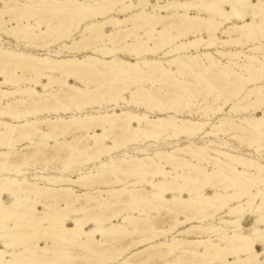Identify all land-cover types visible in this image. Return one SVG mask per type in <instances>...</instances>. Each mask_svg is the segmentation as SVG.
Segmentation results:
<instances>
[{
  "label": "bare ground",
  "instance_id": "bare-ground-1",
  "mask_svg": "<svg viewBox=\"0 0 264 264\" xmlns=\"http://www.w3.org/2000/svg\"><path fill=\"white\" fill-rule=\"evenodd\" d=\"M127 1L132 0H103L102 2L92 0L91 3L81 0H32L40 10L52 14L64 13L68 15L67 18L74 17L76 13L88 18L87 15L92 14L96 18L99 15L110 13V6L118 3L123 4V10H127L131 8V5L126 3ZM226 6H230L231 10L226 9ZM152 8L157 15H151L142 10L130 19L136 28L143 27L151 30L147 33L146 39L136 36L135 41L131 43L125 41L122 47H117V40L124 30L108 33L105 28L121 26L127 19L110 18L104 22L87 26L80 41L60 48L67 52L82 48L83 51L99 53L102 57L50 59L0 49V86L8 84L17 86L27 81L28 83L34 82L36 87L42 86L44 89L55 82L62 84L65 88L59 96L46 94L45 97H42L34 87L15 91L0 89V119L21 120L15 125L0 120V171L8 169L9 174L13 175L0 179V264H65L75 260L77 262L78 258L68 253L69 248H78V251L80 249L85 254L98 256L102 264L116 262L133 245L125 250L122 248L123 250L115 256L107 255L102 248L113 246L114 242L111 240L118 242L127 235L133 234L122 224H129L135 230L144 220L141 217L148 216L152 210L163 208L177 216L180 213L192 211L190 213L194 215H186L183 221L177 220L172 231H178L177 236L186 235V237L195 231L201 239L195 241L174 239L173 242L161 241L163 243L150 245V248L156 250L157 255H174L176 252H182L184 256L187 254L193 257L195 264L209 262L213 264H264V259H261L264 250L258 251L257 249L258 247L264 248V164L224 151L223 146L211 141L209 144L214 147L212 149L196 147L191 143L185 148L171 152L157 151L153 156L144 158L134 157L129 160L112 158L110 162L102 161L104 157H110L115 151L127 149L130 144H138L142 140H159L163 136L169 139L196 137L199 133H203L205 127L209 125L208 122L198 123L173 116L150 119L146 113L142 116L129 110L101 115L92 113L72 115L68 119L59 116L60 112L72 114L73 111L82 112L85 108L93 109L95 104L93 98L98 96L101 90L103 92V89H106L105 94H107V90L115 89L114 84H119V82L125 86L119 89L116 87L113 90L117 92V95L110 100L111 102L119 106L120 101L127 107L136 104L138 107L145 108L144 110L154 109L158 110L160 115L166 114L168 109L162 102V96L150 88L141 86L140 83L155 77L170 78L172 70L166 68L161 61L141 60L145 52L158 53L168 48L163 51V57L170 58L166 62L167 65L176 67L177 72L182 76L192 74L196 80H203L210 85L208 76L214 75V69H217L215 74L218 75L224 72L211 54L186 55L188 50H197L202 46L212 47L218 41L215 37L217 32L229 36L235 32H243V38H240V43L238 42L240 45H246L251 38H264V0H255L254 3L251 0H173L163 1ZM191 10L207 13L209 17L192 16L189 14ZM11 11L5 3V7L0 8V18L2 14ZM247 17H250V23L245 22ZM177 18H181L179 24L174 21ZM23 20L19 19L17 26L10 28L7 32L21 37H38L50 29L38 35L35 33L36 28L30 24L23 25ZM231 20L244 23L232 24L220 29ZM71 21L73 22V19ZM40 22L41 20L37 22V25ZM157 26H162V30H158ZM179 28H183L179 31L180 36L194 29L198 33L205 31L211 39L197 38L189 42L175 43L176 39L168 37L170 35L168 33ZM230 40L233 42L232 37ZM230 40L221 41V46L231 44ZM151 42H154L153 47H151ZM259 49L263 51L264 45ZM121 50H127L136 62L117 58L116 54ZM218 54L224 53L218 51ZM229 54L236 57L240 53L230 52ZM108 56L113 60L107 61ZM202 56L207 57V64L199 61ZM261 66L264 68L262 61ZM10 68L14 71L8 72ZM27 70H31L36 78L27 79L24 75H16L17 72ZM47 71L58 72L67 80L56 81L48 77V83L41 84L36 79ZM248 72L250 75L246 81L250 84L264 77V72H262V77H255L251 74L253 73L251 67ZM87 77L102 78L108 82L105 86L93 90L89 87L91 83H87L84 89L67 82L75 79L81 83ZM1 78L4 80L2 81ZM179 84H183L185 94L190 95L192 85L179 81L174 83L175 86ZM126 91L130 92L132 100L123 96ZM16 95L21 97L16 98ZM181 96L177 95L174 99L178 100ZM221 97L223 96L219 95V98ZM251 97L255 100L245 106L242 105V102L249 101ZM7 98L11 100L4 102ZM261 98L260 90L253 89L245 98L234 102L231 111L242 113L256 109ZM231 101L229 97L226 98V102ZM45 111L53 113L56 117L35 118ZM218 111L220 112L221 109ZM239 120H241L240 124H236L234 120L223 119L219 124L213 125L211 131L204 132L203 137L218 135L215 134L218 130L224 133L234 132L233 138L236 140L241 139L238 134L244 132H255L263 136L262 140L264 139V115L261 118ZM69 136L74 139L68 141L66 137ZM58 138H63L64 142H58ZM53 140H55L54 145L51 143ZM107 141L112 143L106 144ZM18 146H24V148L18 149ZM262 147L264 145H259L258 150L261 151ZM139 152L142 153L143 150ZM49 153H52L50 154L52 156L64 157V170H60L62 173L77 158H86L87 163L100 162V164L96 166V171H91V169L90 172L83 173V170H80L77 179L62 175L41 174H35L31 180L23 177L26 174L24 171L38 164L41 158H45V164L50 163ZM179 153L199 158L200 162L204 161V163L213 165L214 168L210 171L206 168L195 167L190 161L179 158ZM167 165L171 166L172 170L166 169ZM239 167H250L255 173L243 171ZM174 172L177 173L173 175ZM124 176L142 177L138 183H146L152 190L142 194L141 191L146 192L144 188L138 191L134 186L127 187L122 178ZM179 179L183 180V184L178 182ZM112 184L123 187L99 189L98 192L101 194L99 197L90 196L88 193H77L73 187H70L75 185L89 189L96 186L99 188L106 185L112 186ZM207 187H211L214 193L207 194ZM170 195L172 198L168 197ZM5 196L12 199L7 202ZM40 207H44V211H40ZM130 209L138 210L140 216H132L129 213ZM209 209L213 210L210 214L206 213ZM127 212L129 214H124ZM219 215H222L220 224L231 227L230 232L218 225H204V222L213 220ZM249 217L253 218L251 224L248 222ZM119 219H122V223L116 224L115 221ZM145 220L149 222V227L145 225V230L150 231L149 233L153 232V236L143 238L136 244L134 243V246L154 242L161 235L150 220L146 218ZM69 221L72 222V226ZM195 222L198 224L180 231L185 224ZM211 234H216L218 238L213 240L210 237ZM97 237H101V240ZM34 240L36 242H33ZM41 242H45V245H40ZM163 247L166 250H163ZM144 252L145 250L134 253L117 264H132L130 259L140 258ZM147 252H149L148 249ZM152 258L153 255H150L147 260L138 264H151ZM232 258L234 261H231ZM182 261L183 257L179 256L174 261L165 264H181Z\"/></svg>",
  "mask_w": 264,
  "mask_h": 264
},
{
  "label": "rangeland",
  "instance_id": "rangeland-1",
  "mask_svg": "<svg viewBox=\"0 0 264 264\" xmlns=\"http://www.w3.org/2000/svg\"><path fill=\"white\" fill-rule=\"evenodd\" d=\"M54 1H57V0H54ZM81 1L86 2V3H91L92 0H81ZM97 1L102 2L103 0H97ZM163 1L168 2V1H173V0H132V1L126 2L127 4L131 5L130 6L131 8L127 9V10H125V9L123 10V4L118 3V4L111 5L110 6L111 8L108 7V8H110V11H109L110 13L99 15V17H96V18L93 17L92 14L87 15V16H89V18H88L85 15L80 14V13H76L74 16L75 18L73 16H69L70 18L69 17L67 18L68 15H66L62 12L61 13L63 15L59 14L60 12H56V13L52 14L51 12H44L43 10H40V8H37L36 5L34 4L35 2H32V0H0V8H4L5 3H7L9 10H12L11 12L2 14V16L0 18V20H1V22H0V49L14 51L16 53H24V54L34 55V56H38V57L50 58V59H69V58H73V57L84 59V58H87L89 56L102 57V55L99 53L94 54L93 51H83L82 48L80 50L76 49V50H74V52H67L64 49L60 50V48L64 45H71L75 41H80L79 39H82L83 31L85 30V28L87 26H89L93 23L104 22L110 18L127 19L124 23L121 24V26H115L116 28L112 27V26H107L105 28V31L108 33H112V32L117 33V31H119L120 29L124 30V32L121 34V36L117 40V45H116L117 47H122L125 44V41H127L129 43H131L132 41H135L136 36H139V38H141V39H143V38L146 39L147 33H149L151 30L148 28H143V27H138V26L137 27L139 29L136 28L134 25V22L130 19L132 16L138 14L142 10L146 11L148 14L157 15V12L154 11L152 7L154 5H158V3H162ZM189 1H192V0H189ZM251 1L253 3L255 2V0H251ZM225 8L228 10H231L230 6H226ZM107 10H109V9H107ZM58 14L60 16H58ZM189 14L192 16L196 15V16L209 17V14L201 12V11L199 12L197 10H191L189 12ZM71 17H73L72 18L73 22L71 21L72 20ZM19 19H24L22 22L23 25L30 24V25L34 26L36 28L35 33L38 35L41 32H45L49 28L50 29L46 33H44L42 36H38V37H34V36L21 37V36H17L14 34H9L7 31L12 27L17 26V21H19ZM66 19H68V20H66ZM249 19H250V17H247L245 19V22L250 23L251 19L250 20ZM39 20H41V22L39 25H37V22ZM177 20H174V21L176 24H179L181 18L180 19L177 18ZM243 23L244 22H241L239 20L238 21L237 20H231V21L225 23L220 29H224L228 25H232V24L241 25ZM134 27L136 29H134ZM157 29L162 30V26H157ZM180 29H183V28H179L178 30L175 29L173 31L171 30L168 33V34H170V35H168V37H170V38L173 37L172 39H176L175 43L189 42V41H193L197 38H203L205 40L211 39L205 31H203L202 33H198L194 29H192V31L189 33L185 32L186 34L184 33L182 36H180V32H179V31H181ZM184 35H186V36H184ZM240 35H242V36H240ZM243 35H244L243 32H235V33L231 34V36L226 35V34H220L219 32H217L215 37H217L216 41L217 40L218 41L216 42L215 45H213L212 47H209L210 49L206 48V47L204 48V46H202L197 50L196 49L188 50L185 53L186 55H193V56H201V55L206 53V54H211V57L213 59L215 58L214 59L215 62L218 63L219 67L222 69L224 74H222V75L215 74L217 69H214V71H213L214 75L211 74L208 76L209 77L208 79L211 82L210 85L203 80H198V79L196 80L195 76L192 74L182 76L177 72L176 67H174V66L170 67L169 65H167L166 62L170 58H164L163 57V51H166L168 48H166L165 50L160 51L158 53H150V52L146 53L145 52L143 54V56L141 57V60L148 59V60H152V61H154V60L161 61L166 68L172 70V74H171L170 78L155 77L154 79L152 78L151 80H148L146 82L142 81V84L140 83L141 86H143L147 89L150 88V90H153L155 93H158L162 96V102L165 104V107H167V109H168V112L166 114L160 115L158 110H154V109L153 110H144L145 108L138 107V106H136V104L135 105L132 104L130 107H127L126 105L122 104L120 101L118 102L119 106L117 104H115L114 102H111L110 100L117 95V92H115L113 90H115L116 87L119 89V88H124V86H125V84L119 82V84H117V83L114 84L115 89L113 88V90H107V94H105L106 89H103V92L101 90L100 93H98V96L96 95L93 98L94 99L93 101L95 102V104L93 105V109L92 108H85L82 112L73 111L72 114L60 112L59 116L68 119L72 115H82V114L84 115V114H88V113H92L94 115H101V114H105V113H115V112L120 113L122 110H129L130 112H132L134 114H138V115H142V114L146 113V115L150 119H154V118H157L160 116H163V117L173 116V117H177V118L182 119V120H191L193 122H198V123L208 122L209 125L207 127H205V130H203V133L206 131H211L212 126L219 124L220 121L223 119H227L230 121L234 120L233 121L234 123L240 124L241 120H239V119H243V118L252 119V118H257V117L261 118L264 115L263 114L264 113V87H263L264 86V77L261 78L260 81L258 80L254 83H251V84L248 83V81H246V79L250 75L248 72L250 67L252 68V72H253L251 74H253L255 77H262L263 76L262 72H264V68L261 66V61L264 63V50L262 51L259 48H261L262 45H264V38H262V39L251 38L250 39L251 41L249 40V42L246 45H240V44H238V42H239V40H241L243 38ZM177 37H179L178 40H177ZM231 37H232L234 43L230 40ZM223 40H230L231 44L229 43L228 45L223 47V46H221V41H223ZM235 41H237V42H235ZM95 45H97V44H95ZM153 46H154V42H151V47H153ZM254 47H255V49L256 48L257 49L252 50V48H254ZM218 51H222L224 54L219 55ZM230 52L231 53H240V54H238V56H236V57H232L229 54ZM129 54L130 53L127 50H121L116 54V57L120 58L124 61L136 62L135 58L131 54L130 55ZM245 56H248V57H245ZM106 58H108L107 61L113 60V59H110L109 56ZM248 58H250V59H248ZM199 61L202 64L204 62H205L204 64L208 63L207 57H203V56L199 59ZM13 71L14 70L11 68L8 70V72H13ZM25 72H26V74H25ZM25 72L20 71V72H17L16 75L17 76L24 75V77H26L27 79L36 78L35 75L33 74V72H31V70H27ZM230 72H232V73H230ZM48 77H50L51 79H54L56 81L67 80V79H65L66 77L63 76L62 74H60L58 72L54 73L52 71L44 72V74L42 76H39L36 80L37 81L39 80V82L41 84L45 85L48 83ZM87 78H85L84 82H81V83L79 81H76L75 79L68 80L67 82L70 83L71 85L79 86V87L84 88V89H86L87 83L88 84L91 83V85H89V87L92 90L96 89V88H100L103 85L105 86L108 82V80H105L102 78H97V77H87ZM1 80L3 81L4 78L3 79L1 78ZM175 81H179L180 83L184 82L188 85H192V90L190 92L191 96L189 94H188L189 96L187 94H185V90L183 89V84H179L178 86H175L174 85ZM26 87H34L42 97H45L46 94L47 95L53 94L54 96H56V95L59 96L61 94L62 90L65 89L62 86V84H60L58 82L52 83L50 85V87L48 86L46 89H44L42 86L36 87L34 82L28 83L27 81H23L20 84H18L17 86L12 85V84H8L6 86H0V89L15 91L18 89H24ZM253 89H257L258 91L260 90V92L262 94V98L258 101L259 105L256 107V109L253 108V109L249 110L248 112H242V113H236V112L231 111V109L233 107V103L238 101V99L245 98L247 96V94L249 93V91H251ZM109 91H110V93H109ZM111 91L113 93L114 92L115 93L113 94ZM111 94H113V96ZM177 95H180V96L182 95V96H181V98H178V100H175L174 98H176ZM183 95H184V98H183ZM219 95H222L223 97L219 98ZM123 96L126 99L132 100L131 94L128 91H126L123 94ZM20 97H21L20 95H16V98H20ZM164 97H167V98L169 97V98L165 99ZM224 97H226V98L229 97L232 101L226 102V98H224ZM170 99L171 100L173 99V100L171 101ZM9 100H11V98L5 99L4 102H8ZM253 100H255V98L251 97L249 99V101L245 100L246 102H242V105L245 106V105L251 103V101H253ZM173 101L176 103H174ZM69 104H71V103H69ZM260 104H261V106H260ZM171 107H172V109H171ZM220 109H221V111L219 112L218 110H220ZM230 111H231V113H230ZM55 117L56 116L53 113H50V112L47 113L45 111L42 114H38L35 118L46 119V118H55ZM30 119H32V118H30ZM0 120H4V121L9 122L13 125L19 124L21 122V120L19 121V120L7 119V118L0 119ZM99 132L101 133L102 131L100 130ZM203 133L202 132L199 133L198 135H196V137L191 136L190 137L191 139L187 138V137H180L178 139H176V138L169 139V138L163 136L162 138H164V137L165 138L164 139L160 138L161 140L160 139L159 140H154V139L142 140L138 144H130L127 149H121L119 151H115L110 157L109 156L104 157L102 159V161L110 162V160L112 158L128 159V160L131 158H134V157L144 158L147 156H153L157 151L171 152V151L179 149V148H185V147L189 146L191 143H193L196 147H208L209 149H212L214 147L209 144L211 141V142H215L216 144L223 146L224 151L231 152L232 154H236V155H239V156H242V157H245L248 159H252V160L258 161L259 163L264 164V147L260 148L261 151L258 150L259 145H264V139L262 140L263 136H261L260 134H257L255 132H251V133L250 132H244L243 134L239 133L238 135L241 139L236 140L235 138H233L235 136L234 132L224 133L222 131L216 130L215 134H218V135H213V136H210L209 138H204ZM192 137H195V138H192ZM66 139L68 141H72L74 139V137L69 136V137H66ZM58 142L62 143V142H64V139L58 138ZM51 143H52V145H54L55 140H53ZM111 143H112L111 141L106 142V144H111ZM23 148H24V146H18V149H23ZM141 149L143 150L142 153L139 152ZM50 154H52V153L48 154V158L50 159V163L48 162L45 164L44 163L45 158H41V160H39L38 164H36L35 166H32V167L30 166L28 169H26L24 171V172H26V174L23 175V177L31 180L35 174H41V175H57V176L62 175V176H66V177H71L73 179H77L79 177L80 170H83V173H88V172H90L91 169H92L91 171H96V166H98L100 164V162H93L94 164L93 163H87V162H85L86 158H79V159L77 158L78 160L75 159V162L70 164L68 166L67 170H65L62 173V172H60V170H62L64 167V163H63L64 157L63 156L62 157L52 156ZM184 155L185 154L179 153L178 157L181 159L184 158V159L190 161L191 164H194L195 167L206 168L207 170H210V171H212L214 168L213 165H211V164L209 165L206 162L204 163V161H201L202 162L201 163L199 158H193L192 156H188V155L184 156ZM223 159L225 160V158H223ZM41 162H42V164H41ZM239 168L241 169L242 167H239ZM248 168H249V170H248ZM166 169L172 170V167L167 165ZM7 170L8 169H6V170L2 169V171H0V179L4 178L6 176H9V177L13 176L12 174H9V171H7ZM241 170L246 171V172H250V173H255V171L252 170L250 167H243ZM4 171H6V172H4ZM176 173L177 172H174L173 175H175ZM122 178L124 179V185L127 187L134 186V187H136V189L138 191H141L144 188L146 190V192L143 193L141 191L142 194H146L147 192H150L152 190L148 186V184L138 183L139 181L142 180V177L135 178L134 176L133 177L132 176H129V177L124 176ZM145 178H147V177H145ZM178 182L183 184L182 179H179ZM135 183H138V184H135ZM70 187H73V189L77 193H88V194H90V196L99 197V196H101V194H99V192H98L99 189L108 190V189H110V187L121 188L123 186L118 185V184H112V186L106 185V186H101V188H99V186H96L97 188L92 187L89 189L81 188V187H78L75 185L70 186ZM206 193L207 194H213L214 191L212 190L211 187H207ZM177 195L179 196V194H176V196ZM183 196L188 197L187 195H183ZM168 197L172 198V195H170ZM5 199L7 202H9L12 198L9 196H5ZM61 203H63V202H61ZM39 210L44 211V207H40ZM152 211L148 214V216L141 217L144 220L139 224L141 226L138 225L136 227V229H137V230L135 229L136 231L134 230L133 226H129V224H122V225L126 226L129 231L133 232V234L127 235L126 237L122 238V240H120L118 242L116 240H111V242L112 241L114 242L112 244L113 246H104L102 249L105 250V253L107 255L109 254V256H110V254H111L112 256H115V255H117V253L119 254V252L121 250H123V249L125 250V249L129 248V246H131V245H133V246H131L129 248L128 252L123 254V257H120L119 260H117L116 262H113V263L106 262L103 264H117L118 262H122L123 260L128 259L134 253H137V252L142 251V250H145V252L141 256L143 259L141 257H140L141 259L140 258H132V259H130L132 264L141 263L142 261L147 260V258L150 255H153V258L151 259V264H152V262H153V264H165L167 262L174 261L179 256L183 257V261L181 264H185V263L186 264H195L196 263V261L193 259V257H191L190 255H187V254H185V256H184L182 254V252L181 253L180 252L174 253L175 256L173 254H171V255H165L164 254L162 256L161 255L159 256L155 253L156 252L155 249L150 248L151 246H155V245H158V244L163 243V242H166V243L167 242H173L174 239H185V240H192V241L201 239V238H199L201 236L196 234L195 231L187 237H186V235L177 236L178 231H176V230L172 231L173 226L177 220L183 221L186 219V215L191 216V215H194V213L191 214L192 211L189 210V211H187L188 213L185 212L187 214L180 213L177 216L174 213H170L168 210H166L164 208L162 210L160 209V210H152ZM212 212H213V210L209 209V210H207L206 213L210 214ZM129 213L132 214V216H134V217L140 216L139 211L138 210L136 211V209H134V210L130 209ZM129 213L127 212L124 214H129ZM172 214H174V215L172 216ZM221 216L222 215H219V216L215 217L213 220H208L207 222H204V225H210V224L218 225L220 228H222V229L224 228L228 232H230L232 230L231 227L223 226L220 224ZM145 218L150 220V223L153 224L156 231L159 230L158 232H160L161 235L159 233L160 236H158L154 240V242L146 243L147 245L145 244L142 246H138V245L134 246V243L136 244L137 242L141 241L143 238L153 236V232L149 233L150 231L145 230L146 227H149V222H146ZM248 222L251 224L253 222V218L249 217ZM115 223L116 224L122 223V219L116 220ZM69 224H70V226H72V222L69 221ZM194 224L196 225L198 223L195 222L193 224H185L184 226H182L180 228V231H183V230L187 229L188 227H191ZM145 225H146V227H145ZM145 231H146V234H145ZM164 231H166V232H164ZM221 232L223 233V231H221ZM136 236H138V238H136ZM205 237L208 238V236H205ZM210 237L213 240H216L218 238V237H216V234H211ZM97 239L101 240V237H97ZM127 239H129V240H127ZM130 239H132V241ZM122 241H124V242H122ZM161 241H163V242H161ZM33 242H36V241L34 240ZM33 242H31V244ZM40 245L44 246L45 242H41ZM114 245H115V247H114ZM111 248H112V250H111ZM113 248L115 250H113ZM147 249L149 252H147ZM162 249L166 250V248H164V247ZM262 250H264L263 247L258 248V251H262ZM81 252L82 251L80 249L78 251V248H74V249L69 248L68 253H70L72 256L77 257L78 259H77V262L75 260L73 262H69V263H65V264H102L101 263L102 260H100L98 256H94V255L91 256L92 254H90V253L85 254L84 252H82V253ZM146 253H148V254H146ZM78 254H80V255H78ZM98 259H99V261H98ZM261 259H264V255L261 256ZM89 260H91V261H89ZM155 260H157V261H155ZM189 260H190V262H189ZM80 261H82V262H80ZM231 261H234V258H232ZM209 263L213 264L212 262H209ZM209 263H207V264H209Z\"/></svg>",
  "mask_w": 264,
  "mask_h": 264
},
{
  "label": "crops",
  "instance_id": "crops-1",
  "mask_svg": "<svg viewBox=\"0 0 264 264\" xmlns=\"http://www.w3.org/2000/svg\"><path fill=\"white\" fill-rule=\"evenodd\" d=\"M250 221H251V220H250ZM258 248H259V247H258ZM258 248H257V249H258Z\"/></svg>",
  "mask_w": 264,
  "mask_h": 264
}]
</instances>
